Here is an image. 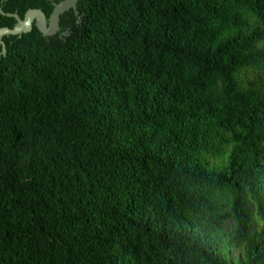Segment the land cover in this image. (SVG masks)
Returning a JSON list of instances; mask_svg holds the SVG:
<instances>
[{
    "label": "trees",
    "instance_id": "obj_1",
    "mask_svg": "<svg viewBox=\"0 0 264 264\" xmlns=\"http://www.w3.org/2000/svg\"><path fill=\"white\" fill-rule=\"evenodd\" d=\"M2 39L0 264H264V0H78Z\"/></svg>",
    "mask_w": 264,
    "mask_h": 264
},
{
    "label": "water",
    "instance_id": "obj_2",
    "mask_svg": "<svg viewBox=\"0 0 264 264\" xmlns=\"http://www.w3.org/2000/svg\"><path fill=\"white\" fill-rule=\"evenodd\" d=\"M77 2L78 0H61L60 2L54 3V8L49 17L40 8L29 9L24 14V17L21 18L18 13L5 12L0 7L1 14L16 18V23L13 27H0V43L3 44V53L6 52V47L2 39L4 35H21L22 33L29 32L32 30L33 24L46 36L56 34L60 30L61 14L71 8L76 9Z\"/></svg>",
    "mask_w": 264,
    "mask_h": 264
}]
</instances>
